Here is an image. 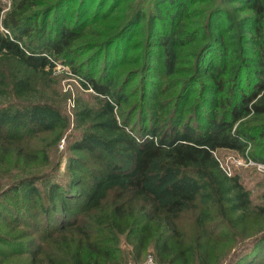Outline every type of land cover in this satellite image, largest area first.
Returning <instances> with one entry per match:
<instances>
[{"label":"trees","instance_id":"16d2710c","mask_svg":"<svg viewBox=\"0 0 264 264\" xmlns=\"http://www.w3.org/2000/svg\"><path fill=\"white\" fill-rule=\"evenodd\" d=\"M129 1L13 0L5 12L0 1V62L24 71L7 81L0 70V97L17 98L0 105V140L13 141L1 143L0 161L30 156V136L58 141L71 124L79 129L66 180L36 173L0 186V225L32 231L26 240L0 232L4 261L117 264L124 235L136 259L151 249L154 264H190L205 245L180 233L183 216L209 240L219 219H264V192L252 204L215 157L250 144L248 156L264 163V0H236L237 17L227 0H138L121 14ZM103 22L111 32L97 41L89 29ZM56 62L91 89L75 100L72 121L67 93L47 92ZM133 98L141 104L128 108ZM254 261L264 264V234L229 264Z\"/></svg>","mask_w":264,"mask_h":264},{"label":"rangeland","instance_id":"374dc122","mask_svg":"<svg viewBox=\"0 0 264 264\" xmlns=\"http://www.w3.org/2000/svg\"><path fill=\"white\" fill-rule=\"evenodd\" d=\"M0 1L4 5L3 11L5 12L10 9L13 0ZM214 1L218 2L220 0ZM137 2L138 0H130L126 5L127 8H122L120 13L126 15L136 5ZM224 2L227 6V9H229V11L234 16L237 17L239 14H243L237 11L236 8L239 6V3L236 0L231 2L227 0ZM212 3L210 2V4ZM210 4L205 6L209 7ZM199 18L202 19L201 16ZM103 23L97 24L89 29V32L91 33L90 36H92L97 41L102 38L100 36L101 32L107 34L111 29L110 23ZM0 29L3 32H6L2 26H0ZM125 68L128 69L130 66L127 65ZM0 70L3 72V74L7 75V81L11 79V74L15 73L17 77L24 75V71L18 70L17 72H13L11 70V64L9 61L0 62ZM49 78L50 79L47 81L48 94L53 95V98L55 97L56 99L61 100V96L64 93H67L68 98L64 100L62 109L70 116L72 121L75 100H77L78 97L86 99L89 94L87 92H90L91 89L88 88L85 90L82 88L76 76L70 72L68 66H65L60 62L55 63L53 72ZM173 94L174 92L167 91L164 95H162V97L164 99L171 97L173 98L175 95ZM16 103L17 98L13 95L11 90H9L6 95H2L0 97V105H16ZM133 104L137 106L138 104H141V100L133 98L128 108H132L131 106ZM72 126L73 124H71L70 127L62 133L58 141L55 139V134L41 132L35 136H30L28 140L24 141L23 143L21 142L23 149H25V152L28 154L30 153V156L25 158V160L21 161L20 163L15 160V155L12 152L6 156L2 155L3 159L0 161V186L9 184L22 177L33 174L36 175V173H39V175H45L49 172L56 173V177L66 180L70 174L66 168V163L68 160L67 157L70 153V151L67 149V146L71 141L70 135L78 132L79 130H73ZM2 142L7 143L9 146L13 144V141L10 140H0V145ZM252 149L253 146L248 144L243 154L232 150H219L215 152V157L218 160L219 167L227 176H239L240 182L249 192L252 204H259L261 201V195L264 192V168L258 167L257 164L264 163L255 161L248 156V151ZM32 150H34L33 153H31ZM82 157L88 161V159L83 155ZM225 220L219 219L213 224V226L215 225L214 227H211V229L209 228L213 234V237L210 240L205 236L204 231H197L195 220L190 214L183 216L179 220L178 229L185 238L190 241L195 238L196 234H199V241L205 245V249H201V252H203L204 255L196 251V254L193 255L190 264H229L237 253L241 252L242 250H246L247 246L250 244V241L255 236L264 234V219L262 218L240 217L239 219H236L237 223H235V220L233 221V219L230 222ZM232 231L234 233L232 234L231 238L230 233ZM0 232L5 233L9 237H14L15 239L24 238V240L29 238L32 233V231L23 232L21 229L10 228L9 226L2 225H0ZM0 246L2 245L0 244ZM117 247L119 248V253H116L117 264H154V258L151 255V249L146 251V254L142 256V259H136L124 235H120ZM51 253L52 252L49 254L50 256ZM8 257L10 258L5 259L4 261V256H0V264L31 263L27 261L26 255L19 254ZM201 257H203L204 261L201 259ZM38 258L43 261L42 264H50L49 259L51 257L47 258L45 255L39 254ZM53 258L55 259V257ZM254 262L255 263L253 264H256V261Z\"/></svg>","mask_w":264,"mask_h":264},{"label":"built area","instance_id":"2783aa9c","mask_svg":"<svg viewBox=\"0 0 264 264\" xmlns=\"http://www.w3.org/2000/svg\"><path fill=\"white\" fill-rule=\"evenodd\" d=\"M6 31V30H5ZM253 163H255V162H253ZM258 165V167H261V168H264V164H262V163H259V164H257Z\"/></svg>","mask_w":264,"mask_h":264}]
</instances>
